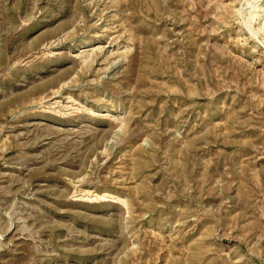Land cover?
Listing matches in <instances>:
<instances>
[{"label":"rangeland","instance_id":"1","mask_svg":"<svg viewBox=\"0 0 264 264\" xmlns=\"http://www.w3.org/2000/svg\"><path fill=\"white\" fill-rule=\"evenodd\" d=\"M0 264H264V0H0Z\"/></svg>","mask_w":264,"mask_h":264}]
</instances>
